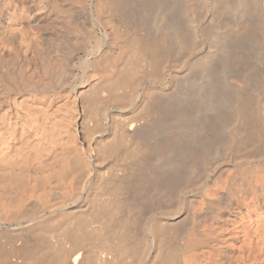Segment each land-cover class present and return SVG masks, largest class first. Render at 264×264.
<instances>
[{"label":"bare ground","instance_id":"1","mask_svg":"<svg viewBox=\"0 0 264 264\" xmlns=\"http://www.w3.org/2000/svg\"><path fill=\"white\" fill-rule=\"evenodd\" d=\"M198 1H181L174 19L169 12L178 7V0H0V188H6L5 178L14 180L7 178L18 175L22 164L33 170L48 166V170L57 161L60 173L56 170L55 174L68 177L71 161L92 157L98 161L119 145L120 134L131 142L130 155L120 158L111 176L114 205L111 197L109 202L115 210L117 237L104 239L101 248L98 244V264H264V91L259 95L261 91L256 90L260 98L252 94L254 99H227L222 91L232 88L228 80L219 93L204 72L210 79L207 89L201 85L202 94L200 87L186 103L176 99L178 93L172 90L164 92L165 100L151 105L147 89L137 93L139 81H134L131 72L135 54L143 79L148 78V65L157 66L158 55L164 54L168 44L186 55L197 49L198 21L192 6ZM211 1L213 9L218 2L231 3L233 9L264 15V2L258 0ZM220 38L224 43V37ZM210 54L205 52L198 59L200 70L206 69ZM207 66L211 67L209 62ZM136 110L142 117L135 118ZM227 112L232 117L226 124ZM101 120H106V130ZM47 170L41 171L48 178L51 172ZM91 185L72 206L75 210L66 205L75 193H69L71 188L66 186L49 193L60 196L56 208L48 206L51 195L38 192L36 196L35 184L31 207L16 189L15 195L10 193L12 200L4 193L8 201L5 195L6 202L0 198V264H87L80 252L85 235H77L81 221L76 215L95 206L93 194L90 200ZM103 189L98 194L107 197L110 189L102 193ZM101 202L97 203L102 206ZM47 207L48 213L39 211ZM56 232L62 241H71L69 250L66 246V250H50L42 243Z\"/></svg>","mask_w":264,"mask_h":264},{"label":"rangeland","instance_id":"2","mask_svg":"<svg viewBox=\"0 0 264 264\" xmlns=\"http://www.w3.org/2000/svg\"><path fill=\"white\" fill-rule=\"evenodd\" d=\"M179 1V3H178V7H176L175 5V7L171 10V12H169V16H170V18H174L175 16L177 17L178 15H177V13H179V11H180V7H179V5H180V2L181 1H183V0H178ZM198 0H196V2H197ZM201 1H203V2H201ZM199 0L198 2L199 3H196V4H194L193 6H192V9H193V16H194V18L196 19V22L198 23L197 25H198V27H197V29H196V41H197V49L195 48V51L191 54V55H186L185 54V52H180V51H182V50H180V49H178L177 47H173V48H171V46L168 44L167 46H168V48H165L164 49V54H159L158 55V58H160V60H159V62H158V64H157V66L156 67H158V68H156L155 66L153 67V65H148V69H147V73H149L148 74V78H147V76L145 77V78H143L142 79V73L141 72H143V69L141 68V67H139L138 66V64H140L139 62L138 63H136V61H137V58H138V56H136V57H134L135 55H133V58H134V60H133V62H132V64L134 65H132L133 67H134V71H132L131 70V72H133L134 74V78L136 79H134V81L136 82H138L139 81V84H138V87H137V93H140L139 91H142V90H144V89H147L148 90V96H149V98H151L150 100L152 101L151 102V105H152V103H158L160 100L162 101V100H165L164 98H167V97H165L164 95L166 94V93H170L172 90H174V91H172V93H175L176 94V92L178 93V94H174L175 95V98L176 99H183V100H185V102L187 103V99L189 98V100L190 99H193V98H195L196 96H197V92H198V90L200 89V87H201V85H202V87L204 88L205 87V89H207V82L206 81H208V79H210L211 78V80L214 82V84L216 85V90L218 91V90H220V92H221V90L222 89H224L225 88V86L226 85H224V84H226V83H224V81L226 82L227 80V82H229L230 84H231V86H232V88H228L227 89V87H226V90L224 89L223 91H222V93L224 94V97H226L227 99L229 98V99H232L233 97L235 98V99H247V97L248 98H250V99H254L256 96H259L260 94H262L263 93V91L264 90H262V89H264V48H262V47H264V15H260L259 13H257V12H255V11H252L251 9H245V10H237V9H233L232 7H230V4L231 3H224V5H223V3L222 2H218L215 6L217 7V8H215V9H213L212 8V1L211 0ZM233 1V0H232ZM258 2H260L261 4L264 2V0H258ZM201 3V4H200ZM204 3V4H203ZM221 3V4H220ZM198 4V5H197ZM201 5V6H200ZM197 6V7H196ZM196 7V8H195ZM206 7V8H205ZM220 7V8H219ZM179 9V10H178ZM210 9V10H209ZM213 9V10H212ZM230 9V10H229ZM219 12H217V11ZM221 10V11H220ZM234 10V11H233ZM212 11H214V12H212ZM233 11V12H232ZM241 11V12H240ZM212 12V13H211ZM221 12V13H220ZM232 12V13H231ZM215 13V14H214ZM234 13V14H233ZM214 14V15H213ZM217 14V15H216ZM234 15V17L233 16H231V15ZM215 15L218 17H215ZM219 15H221V16H219ZM182 17H184V16H182ZM215 17V18H214ZM239 17H240V19H239ZM251 17V18H250ZM232 18V19H231ZM175 19V18H174ZM214 19V20H213ZM219 21H218V20ZM222 19H224V20H222ZM230 19V20H229ZM235 19V20H234ZM237 19H239V20H237ZM176 20L178 21V24L181 22L180 20H178L177 18H176ZM234 20V21H233ZM212 21V23H209V22H211ZM215 23H214V22ZM229 21V22H228ZM244 21V22H243ZM252 23H251V22ZM218 22V23H217ZM222 22V23H221ZM226 22V23H225ZM248 23V24H247ZM250 23V24H249ZM181 25V28L182 29H184V27H183V25H182V23H180ZM217 24H219V25H217ZM226 24H228V25H226ZM237 26H236V25ZM241 25V26H239V25ZM223 25H225V26H223ZM250 25H252V26H250ZM202 28H201V27ZM207 26V27H206ZM217 26H218V28H219V26H220V29H218L217 28ZM235 26H236V28H235ZM246 26H248L247 28H246ZM256 28V29H255ZM259 30H258V29ZM240 29V30H239ZM220 30V31H219ZM241 30H243V32L241 31ZM257 30H258V32H257ZM184 31V30H183ZM199 32V33H198ZM217 32V33H216ZM234 32V33H233ZM240 32V33H239ZM252 34H251V33ZM257 32V34L255 35V33ZM259 32H260V34H259ZM236 34H241V36H236ZM258 34H259V36H258ZM219 36V37H218ZM224 37V43H223V41H221V40H218V39H222V38H220V37ZM251 36H255V37H253V38H251L250 39V37ZM260 36L261 37H263V38H260ZM227 37H229V38H227ZM211 38H212V40H211ZM216 39V40H215ZM229 39V40H228ZM263 39V40H262ZM259 40V41H258ZM212 43H211V42ZM221 43V44H220ZM224 45H223V44ZM259 43V44H258ZM210 44V45H209ZM213 44V45H212ZM253 44V45H252ZM258 44V45H257ZM216 45H217V47H216ZM172 49V51H174V53L172 52V51H170V48ZM220 47V48H219ZM213 48V49H212ZM217 48V49H216ZM224 50H223V49ZM228 48V49H227ZM169 49V50H168ZM216 49V50H215ZM218 49H220L219 51H218ZM166 52V53H165ZM169 52V53H168ZM173 54H172V53ZM205 52L207 53V52H210V53H212V54H210L209 55V59H208V62H209V65L211 66V67H208L207 65H208V62H207V64H206V66H205V68L206 69H204V70H202L203 69V67L202 66H199V65H201L199 62H198V59H200L201 57L200 56H204V54H205ZM223 52H225V53H223ZM184 53V54H183ZM221 55H220V54ZM256 53V54H255ZM166 54H169L168 56L166 55ZM170 54H172V55H170ZM229 54V55H228ZM233 54V55H232ZM241 54V55H240ZM186 55V56H185ZM214 55V56H213ZM227 55V56H226ZM245 55V56H244ZM165 56H166V58H165ZM185 56V57H184ZM189 56V57H188ZM199 56V57H198ZM236 58H235V57ZM240 56V57H239ZM258 58H260V59H258ZM170 57V58H169ZM188 57V58H187ZM198 57V58H197ZM226 57V58H225ZM227 57H229V58H227ZM234 57V58H233ZM172 58H176L175 60L174 59H172ZM183 58V59H182ZM135 59H136V61H135ZM186 59V60H185ZM166 60V61H165ZM177 60V61H176ZM188 60H189V62H188ZM138 61H139V58H138ZM222 61V62H221ZM257 61V62H256ZM166 62V63H165ZM220 62L222 63V64H220ZM248 62H250V63H248ZM253 62V63H252ZM260 62H261V64L262 65H260ZM135 63H136V65L138 66V67H135L136 65H135ZM169 63V64H168ZM220 64V65H219ZM159 65V66H158ZM166 65V66H165ZM172 67H171V66ZM176 65V66H175ZM229 65V66H228ZM131 66V67H132ZM180 66V67H179ZM219 66V67H218ZM132 67V68H133ZM236 67V68H235ZM135 68H138V70H140V69H142V71L140 70V71H138L137 69H135ZM140 68V69H139ZM152 68V69H151ZM154 68V69H153ZM178 68V69H177ZM200 68H202L201 70H202V72L203 73H201V70H200ZM232 70H231V69ZM229 69V70H228ZM250 69V70H249ZM262 69H263V72H262ZM138 71V74H137V71ZM157 70V71H156ZM159 70V71H158ZM222 70H224V72L222 71ZM226 70H228V71H226ZM254 70V71H253ZM259 70V71H258ZM154 71V72H153ZM185 71V72H184ZM155 72H156V74H155ZM160 72V73H159ZM207 73L208 74V76H210V78H208L207 79V77H205L204 76V74L205 73ZM229 72H230V74H229ZM141 73V74H140ZM151 73V74H150ZM197 73V74H196ZM135 74L137 75V76H135ZM141 76H140V75ZM162 74V75H161ZM228 74V75H227ZM245 74V75H244ZM150 75H151V77H150ZM157 75V76H156ZM162 76V78L161 77H159V76ZM196 75V76H195ZM197 75H198V77H197ZM204 77H203V76ZM211 75H213V76H211ZM253 75H255V76H253ZM173 76V77H172ZM253 76V77H252ZM156 77V78H155ZM227 77V78H226ZM252 79H251V78ZM141 78V79H140ZM165 78V79H164ZM247 78V79H246ZM255 78V79H254ZM259 78V79H258ZM140 79V80H139ZM159 79V80H158ZM181 79H182V81H181ZM183 79H185V80H183ZM186 79H187V81L188 82H186ZM223 79V80H222ZM241 79V80H240ZM243 79V80H242ZM258 79V80H257ZM146 80V81H145ZM165 80V81H164ZM172 80V81H171ZM177 80V81H176ZM247 80V81H246ZM251 80V81H250ZM161 81H163V82H161ZM175 81V82H174ZM179 81V82H178ZM184 81V82H183ZM250 82V84H249V82ZM143 82V83H142ZM170 82V83H169ZM188 84H186V83ZM242 82V83H241ZM258 82V83H257ZM180 83V84H179ZM224 83V84H223ZM237 83V84H236ZM166 84V85H165ZM194 84V85H193ZM222 84V85H221ZM243 84H246L245 85V87L247 86V85H249V86H247V88H244V85ZM253 84H255L254 86H253ZM172 85H175V87H173ZM186 85V86H185ZM196 85V86H195ZM198 85H199V87H198ZM240 85V86H239ZM257 85V86H256ZM260 85L262 86V88L260 87ZM179 86V87H178ZM219 88H218V87ZM252 86H253V88H252ZM190 87V88H189ZM201 87V88H202ZM238 87H239V89H238ZM249 87V88H248ZM251 87V88H250ZM257 87V88H256ZM260 87V88H259ZM144 88V89H143ZM151 90H150V89ZM160 88L161 89H163V91H161L160 90ZM165 88V89H164ZM174 88V89H173ZM200 89L199 90V95H200V93L202 94L203 92H205V89ZM256 88V89H255ZM153 89H155V91L153 90ZM170 89V90H169ZM181 91H180V90ZM188 90V92L190 93V95H189V93L187 92V90ZM259 89V90H258ZM139 90V91H138ZM160 90V91H159ZM202 90V91H201ZM233 90V91H232ZM237 90V91H236ZM240 90V91H239ZM256 90H258L259 92L261 91V93H258L259 95H257V92L258 91H256ZM194 91V92H193ZM243 91V92H242ZM255 91V92H254ZM155 94H153V93ZM156 92L158 93L157 95H156ZM164 92H166V93H164ZM183 92H184V94H183ZM187 92V93H186ZM219 92V91H218ZM219 92V93H220ZM238 92H239V94H238ZM164 93V94H163ZM252 95H256L255 97L252 95H250V94ZM151 94H152V96H151ZM163 94V96L162 97H160L161 95ZM192 94H193V96H192ZM196 94V95H195ZM222 94V95H223ZM236 94H237V96H236ZM245 94V95H244ZM178 95H180L179 97H178ZM195 95V96H194ZM225 95H227V96H225ZM263 95H264V93H263ZM157 96V97H156ZM158 96H159V98H158ZM189 96V97H188ZM154 98V100H153V98ZM164 97V98H163ZM185 97V98H184ZM246 97V98H245ZM254 97V98H253ZM261 97H262V95H261ZM155 98L158 100V101H156L155 100ZM163 98V99H162ZM233 98V100H235ZM257 98V97H256ZM259 98H260V96H259ZM160 99V100H159ZM262 102H264L263 100H262ZM264 104V103H263ZM114 109H116V108H114ZM140 110H136L135 111V114L138 116H136L135 114H131V116L133 117H135L136 119H138V118H140V117H142L140 114V112H139ZM230 113H231V115H233L232 114V112L231 111H229ZM229 112H227L225 115V119H226V124H227V121L228 120H230L231 119V117L232 116H230V118L229 117H227V116H229L230 115V113ZM100 117H102L101 115H100ZM119 117V116H118ZM118 117H116L115 119V121L117 122V121H121L120 120V117H119V120H118ZM133 117V118H134ZM134 118V119H135ZM122 119V118H121ZM224 119V120H225ZM102 121V129L103 130H106V126H107V122H106V120L104 121V120H101ZM120 123L121 122H117L116 124H117V128H119V125H120ZM121 131L119 130V132H117V134L118 133H120ZM121 135V136H120ZM120 135H118V140L120 139V141H122V143L120 142V141H118L117 140V144H119V145H115V147L114 148H111L113 151H110V150H107V148H106V152H105V154L106 155H104V156H102V157H100L99 159H97L98 161H92L91 159L93 158L92 156V158H90V160L89 159H85V158H83L82 159V162H80L81 161V159H80V161H79V159H75L76 161H77V163L75 162V161H71L70 162V164H69V166L71 167L70 169H68V173L66 174L68 177H66L67 178V180H66V178L65 177H63L62 178V176L61 175H59V177H58V175H56V174H58V173H60V171H59V169H60V163L58 164V162L56 161V162H54V164H52L53 165V167H51V165H49V171L47 170V168H48V166H43L45 169H41L40 167H38V172L40 173V171L41 170H47V173L48 172H51V178L50 177H48V178H50V179H48L47 178V176H44V174L45 173H43V172H45V171H41V173L43 174H39L38 172H37V170H35V172H34V170L32 169V167H31V165H29L30 167L28 168V166L25 168H23V166H24V164H22L21 166V169L19 168L18 170V172H17V174L18 175H14V177H11V176H8V178L7 179H12V178H14V180L12 179V181L10 180H6V178L4 179V181H6V183L7 182H11L12 183V185H13V182H15L16 183V187H14V185L13 186H10L11 185V183H10V185L9 184H7L6 185V183H5V187L6 188H4V187H1L0 188V193L2 194H0L1 196H0V198H3V197H5V198H7L8 196L7 195H10L9 196V199L10 200H12L13 199V195H15V192H14V194L12 193L13 192V190L14 189H16V193L20 196V195H22V196H20L21 197V199L22 198H24V200H26V201H24V203H26V206L28 205V206H33V204L32 203H34L33 201L35 200L34 199V197H35V191H33V189H32V187H33V185L35 184L36 185V187L35 188H37L36 189V191H37V194H36V196L38 195V192H39V195H41V196H44L45 194L47 195H51V194H49L50 192H52V193H54V192H57V191H59L60 190V192L63 190V189H65L64 187L66 186V189H68L69 188V185L67 186V184H69L68 182H70L69 181V178L70 179H72V181H71V183H70V191H69V193H71V191L72 192H75L74 193V196H73V193L71 194L72 195V198L70 199V200H68V202L66 201V205H68V207H71L72 209H74L72 206H75L77 203H79L80 202V199L81 198H84L85 197V195H86V192H85V188H86V186L87 185H89L90 183H93V185H91L92 186V190H91V195H90V200L92 201V198H91V196H92V194H93V204L95 205L92 209L90 208L91 206H88V208H90V209H86V210H88V213L86 212V210L85 211H80V214H79V212H78V214L80 215H76V216H78V217H76V219L77 220H79V221H81L79 224H80V226H77V228H79V230H78V232H80L79 234L77 233V235H79V236H83V235H85V238H84V241H86V242H84V246H83V248H81V250H80V252H82V254L84 255V257H85V261H86V263L87 264H98V262H97V259H96V257H97V252H98V250H100V248L103 246V244H105V243H103V242H105V240L106 239H108V240H115L116 238H115V236H116V234L114 233V232H116V230H114L115 229V227L113 226V225H115V224H113V222H115L116 220H114L115 219V210H114V207L112 208V207H110L111 205V203H112V205H114V203L112 202L113 200H114V198H113V195H112V193H113V191L111 192V190L113 189H111V187H113L112 185H111V176H112V172H114L115 171V169H116V167H117V164H118V161L119 160H121L120 158H122V156H123V158H127L129 155H130V149H131V142L129 141V139L127 140V138H121V137H123L122 136V134H120ZM120 136V137H119ZM123 139V140H122ZM125 141V142H124ZM129 141V142H128ZM118 142H120V143H118ZM86 144V142H82V145L83 146H86L85 145ZM127 149L129 150L128 152H127ZM126 151V152H125ZM123 152H125V153H123ZM108 154V155H107ZM122 158V159H123ZM86 161V162H84V161ZM76 164H75V163ZM80 164H79V163ZM98 162V163H97ZM73 163V164H72ZM85 163V164H84ZM117 163V164H116ZM75 164V165H74ZM79 164V165H78ZM58 165V166H57ZM73 165V166H72ZM56 168H55V167ZM78 168H77V167ZM51 167V168H50ZM84 167V168H83ZM115 167V168H114ZM41 170H40V169ZM54 168V169H53ZM69 168V167H68ZM73 168V169H72ZM31 169V170H30ZM81 170L80 171V174H79V170ZM27 170V171H26ZM28 170H29V172H28ZM40 170V171H39ZM54 170V171H53ZM58 171V173H56L55 171ZM33 172V173H32ZM70 172V173H69ZM74 172V173H73ZM76 172V173H75ZM84 172V173H83ZM31 173V174H30ZM56 173V174H55ZM108 173V174H107ZM7 174V173H6ZM23 174H24V177H23ZM33 174V175H32ZM35 174H37V175H35ZM75 174V175H74ZM29 175V176H28ZM39 175H40V177H39ZM22 176V177H21ZM27 176V177H26ZM34 176H36V177H34ZM43 176L46 178V179H48V182L51 184H46V183H48L47 181H46V183H45V180H44V178H43ZM73 176H74V178H73ZM75 176H76V178H75ZM82 176V177H81ZM85 176V177H84ZM96 176V177H95ZM5 177H6V175H5ZM18 177V178H17ZM61 177V178H60ZM104 177V178H103ZM17 178V180H15ZM28 178V179H27ZM37 178H41V181H40V179H37ZM98 178V179H97ZM32 179H34L33 180V183H32ZM55 179V180H54ZM59 179H63V180H59ZM79 179V180H78ZM104 179V180H103ZM108 179V180H107ZM25 180V181H24ZM28 180V181H27ZM36 180H39V182L37 181L36 182ZM58 180V181H57ZM66 180V181H65ZM98 180V181H97ZM101 180V181H100ZM107 180V181H106ZM23 181V182H22ZM35 181V182H34ZM74 181H76V182H74ZM105 181V182H104ZM61 182V183H60ZM63 182V183H62ZM80 182V183H79ZM108 182H110V183H108ZM25 183V184H24ZM32 184V185H30V184ZM42 183V184H41ZM45 183V184H44ZM78 183V184H77ZM106 183V184H105ZM23 184L26 186H23ZM44 184V185H43ZM74 184H76V185H78V186H76V185H74ZM80 184V185H79ZM107 184H109V185H107ZM50 185V186H49ZM103 185V186H102ZM105 185V186H104ZM9 186V187H8ZM20 188H19V187ZM30 186V187H29ZM42 186H43V188H42ZM47 186V187H46ZM49 186V187H48ZM99 186H102V188H100ZM59 187H61V188H59ZM68 187V188H67ZM81 188V189H78V188ZM98 187V188H97ZM103 187L105 188V189H103ZM108 187V188H107ZM110 187V188H109ZM24 189V191H23V189ZM42 188V189H41ZM46 188L47 189H49L48 191L46 190ZM51 188V189H50ZM59 188V189H58ZM74 188V189H73ZM21 189V190H20ZM55 189V190H54ZM101 189H103V191H102V193H104V191L106 190V191H108L109 189V191H108V193L109 192H111V194H108L107 192V194L105 193V195L107 196V197H105V196H103V197H101L102 195H100V194H98L99 192H101L100 190ZM43 190H45V191H43ZM4 191V192H3ZM15 191V190H14ZM31 191L33 194V196L31 195V193H29V192ZM78 191V192H77ZM95 192V194H94V192ZM19 192V193H18ZM45 192H47V193H45ZM93 192V193H92ZM4 193H8L7 195L6 194H4ZM12 194V196H11V194ZM35 193V194H34ZM101 193V194H102ZM16 194V195H17ZM28 194H29V198H28ZM3 195H5V196H3ZM53 195H55V194H53ZM53 195H51V196H53ZM76 195H77V197H76ZM102 198V199H100V197ZM112 195V196H111ZM3 196V197H2ZM27 196V197H26ZM31 196V197H30ZM51 196H48V202H50L51 204H53V207H52V205L50 204V205H48V206H50L51 208H54V206H55V208H56V205H58V203H59V205L58 206H60V196H53V198H50ZM80 196V197H79ZM97 196V197H96ZM108 196H109V198H108ZM12 197V198H11ZM45 197V196H44ZM56 197V198H55ZM75 197V199H73ZM95 197H96V200L98 199V197H99V199L100 200H102L103 201V198H105V199H107V201L106 200H104L105 202H101V201H99V199H98V201H96L95 200ZM110 197H111V203L109 202L110 201ZM5 198H3V200H5V202H6V199ZM28 198V199H27ZM47 198V197H46ZM112 198H113V200H112ZM62 199V198H61ZM73 199V200H72ZM77 199L79 200V201H77ZM9 200V201H10ZM30 200V201H29ZM59 200V201H58ZM75 200V201H74ZM7 201H8V198H7ZM73 201V202H72ZM77 201V202H76ZM28 202V203H27ZM97 202H99V204H100V202H101V204H103L102 206L101 205H99ZM91 203V204H92ZM107 203V204H106ZM106 204V209L104 210V205ZM90 205V204H89ZM101 206L100 208H99V206ZM98 206V207H97ZM29 208V207H28ZM48 209H46V208H44V210L42 211V209H38L41 213H48V210H49V207H47ZM95 208H97V209H95ZM22 209H23V207H22ZM77 209V208H76ZM83 209H85V208H83ZM98 209H100L101 211H97ZM102 209L104 210L103 212V214H102ZM108 209V210H107ZM110 209V210H109ZM24 211L22 212V213H26L25 211H26V209H25V207H24V209H23ZM75 210V209H74ZM91 210V211H90ZM114 210V211H113ZM39 211H37L38 213L37 214H41ZM97 211V212H96ZM109 211V212H108ZM87 213V215H86V213ZM101 213V215H100V213ZM106 212V213H105ZM96 213V214H95ZM112 213V214H111ZM114 213V214H113ZM83 216H82V215ZM111 214V215H110ZM89 215V216H88ZM100 215V216H99ZM114 215V216H113ZM91 216V217H90ZM103 216V217H102ZM104 216H106L105 218H104ZM111 216V217H110ZM113 216V217H112ZM87 217V218H86ZM26 218V217H25ZM25 218H23V220L25 221ZM85 218V220H82V219H84ZM98 218V219H97ZM102 218V220L100 221V219ZM107 219H109V220H107ZM22 220V218H21V221H23ZM111 220V221H110ZM104 221H105V223H104ZM109 221L111 222L110 224H109ZM76 222H78V221H76ZM108 222V223H107ZM100 223H101V225H100ZM107 223V224H106ZM116 223V222H115ZM78 224V225H79ZM109 225V226H108ZM103 227V228H102ZM113 227H114V229H113ZM112 228V229H111ZM99 232H98V231ZM101 230V231H100ZM107 231H108V234H107ZM98 232V233H97ZM59 233V232H58ZM57 232H56V237H55V235L54 234H52V236L50 235H47L44 239H43V241L44 242H42V243H46L47 245H49V246H47L48 248H50V250L52 249H58V248H61V249H64V250H66L67 248L66 247H68V245L70 246V244H68V243H70L71 241H67L66 240V242L64 241H62L61 239V235L60 234H58ZM82 233V234H81ZM112 234V236H111V234ZM117 233V232H116ZM57 234L59 235V237L57 236ZM99 234V235H98ZM109 235H110V239H109ZM87 236V237H86ZM104 237V238H103ZM106 237V238H105ZM117 237V236H116ZM60 238V239H59ZM56 239V240H55ZM105 239V240H104ZM58 240V241H57ZM61 240V241H60ZM104 240V241H103ZM57 241V242H56ZM60 242H62L61 244H60ZM110 242V241H109ZM65 243V244H64ZM55 244V245H54ZM98 244H99V246H100V248H99V246H98ZM43 246L42 247H44V244H42ZM61 247H60V246ZM65 247H63V246ZM87 245V246H86ZM56 246V247H55ZM41 247V248H42ZM63 247V248H62ZM40 248V249H41ZM67 250H69V247H68V249ZM91 250V251H90ZM93 250V251H92ZM41 251H47V249L46 248H42V250ZM89 251V252H88ZM72 252H74V251H72ZM87 253V254H86ZM73 254V253H72ZM82 255V256H83ZM93 256V257H92ZM95 256V257H94ZM83 259V258H82ZM93 262H92V261ZM111 264V263H110Z\"/></svg>","mask_w":264,"mask_h":264}]
</instances>
